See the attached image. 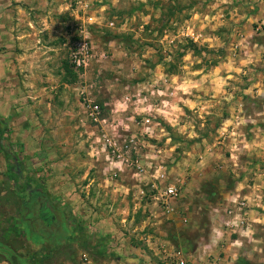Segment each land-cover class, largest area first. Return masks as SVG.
<instances>
[{"label": "crops", "instance_id": "obj_1", "mask_svg": "<svg viewBox=\"0 0 264 264\" xmlns=\"http://www.w3.org/2000/svg\"><path fill=\"white\" fill-rule=\"evenodd\" d=\"M158 1L0 0V118L16 128L52 108L58 120L65 118L56 128L82 127L86 138H76V147L84 145L91 161L105 162L103 188L88 186L91 205L77 193L61 195L65 222L50 240L69 253L52 260L167 264L161 250L150 251L165 243L190 264H264V0ZM175 16L180 22L174 23ZM148 23L151 36L168 51L161 63L129 60L131 51L121 46L124 37L137 39ZM75 26L92 41L110 38L98 51L120 60L118 67L130 61L133 76L110 82L120 93L105 94L101 83L88 80L82 86L108 105L109 119L136 138V164L110 163L96 152L79 99L83 117L75 122L65 90L80 83H67L58 63ZM179 43L180 53L173 54ZM68 156L74 164L79 158L76 151ZM168 184L180 194L164 201ZM109 194L114 203L107 202ZM186 196L201 201L192 231L186 224L190 208L176 207ZM206 198H212L209 206ZM238 200L248 204L241 226L237 211L228 212ZM43 238L28 241L46 245Z\"/></svg>", "mask_w": 264, "mask_h": 264}, {"label": "rangeland", "instance_id": "obj_2", "mask_svg": "<svg viewBox=\"0 0 264 264\" xmlns=\"http://www.w3.org/2000/svg\"><path fill=\"white\" fill-rule=\"evenodd\" d=\"M144 11L148 12L146 9ZM174 18H176L174 23L180 22L178 16ZM148 24H143L142 34H135L137 39L134 36L133 38L124 37V43H121V46L132 52L128 54L129 60L130 57H134L133 61L147 60V62L161 63L168 51L159 43L157 37L153 38L151 36L150 23ZM157 28L160 30L162 25L159 24ZM94 40V45L99 50L107 48L106 44L110 38L99 35ZM180 44L183 43H179L177 47H174L173 54L180 53L182 46ZM67 45L63 48L58 63L59 65L61 63L59 68L61 77L71 80L72 78H70L71 76H69L66 69H69ZM185 46L189 47L191 44H185ZM119 63L120 60H117L114 56L112 60L110 59L101 65L102 68L97 69L94 67L87 74L86 79L89 82L101 83L105 94H108V90L111 93H120L118 86L110 85V82H115L116 79L120 80L122 77L129 79L133 75L130 72V61L124 69L118 67ZM81 82L83 83V79L80 80L76 76V80L72 85ZM71 87L65 91H67V96L72 98L71 105L73 104V109L76 111L75 122L79 123L83 116L80 108L77 107L79 105L77 91L73 86ZM64 119L63 117L58 120L53 109L49 108L47 114L36 118L29 117L23 120L20 125H17L16 128L7 125L9 135L4 146L5 150L0 147V264H14V261L5 252H10L15 256L16 264H57L56 261L52 260V257L65 259L69 250L61 246L55 247L53 245L54 240H50L51 237L59 234L58 231L61 232L65 222L66 214L60 211L65 207L63 203L65 201L61 200V195L67 196L69 194L68 197H70L77 193L82 200L89 199L87 204L91 205L90 196L87 194L88 186L93 191L95 188H103L106 183H104L106 178L103 175L105 162L91 161L86 154L84 145H82L83 148L80 147L79 149L74 143L76 138L85 141V135L80 134L84 129L82 127L56 128L58 122H65ZM72 130L76 134H72ZM77 146H80V144L78 143ZM74 151L79 156L75 164L68 156ZM84 174L87 177L83 178ZM98 177H102V179L100 180ZM123 178L126 182H129V176ZM119 180V177L117 179L113 178V180H110L112 182L110 184H115ZM35 191H40L42 197L30 195L31 192L34 193ZM90 194L93 196L92 192ZM105 198L109 204L114 203L116 199L110 194L105 195ZM206 199L203 203L209 206L212 198ZM198 200V198L186 196L180 198L176 203V207L186 208L188 206L190 208L188 211L190 215L186 218L188 231L195 230V221H199L194 213L197 209L196 206L198 207L201 204V201ZM39 202L44 203L49 210V214L43 213L45 218H43V215L39 216ZM32 231H37V233ZM39 234L44 235L43 239L48 242L46 245L34 246L28 241L30 236L37 239ZM25 235L29 238H26ZM158 246V244H155L150 251L152 253L159 251L160 246ZM37 248L40 250L38 254L42 255H35L34 249ZM46 258L48 259L46 260Z\"/></svg>", "mask_w": 264, "mask_h": 264}, {"label": "built area", "instance_id": "obj_3", "mask_svg": "<svg viewBox=\"0 0 264 264\" xmlns=\"http://www.w3.org/2000/svg\"><path fill=\"white\" fill-rule=\"evenodd\" d=\"M69 46L67 49V63L70 69L82 80L76 88L77 96L85 109L87 120L93 128V142L96 152L102 153L105 158L114 164L135 163L132 161V152L136 146V138L128 135L119 127L118 122H113L107 116L106 103H101L95 96H90L87 88L82 85L87 81L86 77L93 68H100L101 65L109 60L107 52H100L93 41L83 34V31L77 26L72 27L68 33ZM85 80V82H84ZM98 86V83H94ZM127 100V98H126ZM140 169L139 167H137ZM164 175H160L163 178ZM180 190L175 184H168L162 191V199L170 201L179 197ZM233 208L228 212L237 211L240 222L239 226L244 224V210L247 208L245 200L233 201ZM237 223V222H236ZM232 226H235L234 222ZM160 250L167 264H189L183 254L174 247L161 243Z\"/></svg>", "mask_w": 264, "mask_h": 264}, {"label": "trees", "instance_id": "obj_4", "mask_svg": "<svg viewBox=\"0 0 264 264\" xmlns=\"http://www.w3.org/2000/svg\"><path fill=\"white\" fill-rule=\"evenodd\" d=\"M191 47H193V46H191ZM66 69H67V73L69 74V76H71L70 78H72V79L71 80L65 79V81H67V83H69V84H72L75 82L77 75L70 69V67H69V69L71 71L68 68H66ZM8 135H9V130L7 127V123H5L4 120H2L0 118V147H1V149L5 150L4 146L6 145V140L8 138ZM6 156H7V154H6ZM30 195H34V193L31 192ZM43 216H44L43 218H45V215H43ZM5 253L7 254V256H9L11 258L12 261H14L13 263L16 264L17 260H16L15 256H13L10 252H5Z\"/></svg>", "mask_w": 264, "mask_h": 264}, {"label": "flooded vegetation", "instance_id": "obj_5", "mask_svg": "<svg viewBox=\"0 0 264 264\" xmlns=\"http://www.w3.org/2000/svg\"><path fill=\"white\" fill-rule=\"evenodd\" d=\"M34 193H36V194L40 193L41 194L40 191H35ZM38 211H39V216H42L43 213H45V214L47 213L48 209L46 208L44 203L39 202Z\"/></svg>", "mask_w": 264, "mask_h": 264}, {"label": "water", "instance_id": "obj_6", "mask_svg": "<svg viewBox=\"0 0 264 264\" xmlns=\"http://www.w3.org/2000/svg\"><path fill=\"white\" fill-rule=\"evenodd\" d=\"M47 214H49L48 211H47L46 215H47Z\"/></svg>", "mask_w": 264, "mask_h": 264}]
</instances>
